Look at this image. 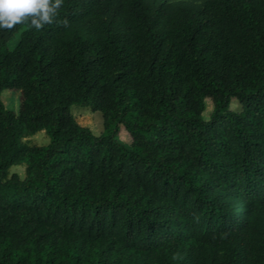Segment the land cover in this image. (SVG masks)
<instances>
[{"label":"trees","instance_id":"16d2710c","mask_svg":"<svg viewBox=\"0 0 264 264\" xmlns=\"http://www.w3.org/2000/svg\"><path fill=\"white\" fill-rule=\"evenodd\" d=\"M3 90L0 264H264V0H62L0 28Z\"/></svg>","mask_w":264,"mask_h":264},{"label":"rangeland","instance_id":"374dc122","mask_svg":"<svg viewBox=\"0 0 264 264\" xmlns=\"http://www.w3.org/2000/svg\"><path fill=\"white\" fill-rule=\"evenodd\" d=\"M153 1L156 5L162 2V0H150ZM174 3H185L194 7H200L202 3L206 0H171ZM18 40V34H15L7 43L8 48L11 49L14 47ZM0 100L3 103L5 109L17 112L20 100V92L17 90H3L0 92ZM238 107V104L235 100L231 101V108L234 109ZM212 110V104L210 100L205 101V110L203 112V118L208 119L209 114ZM71 112L76 120V122L83 127H87L94 135L100 134L102 131V119L99 112H91L86 108L80 107L77 105L71 106ZM28 144L44 146L48 143V137L43 131H39L34 135L28 137ZM117 140L125 146H128L131 138L124 131L120 130L117 135ZM9 173H16L20 178L24 177V165H15L9 169Z\"/></svg>","mask_w":264,"mask_h":264},{"label":"clouds","instance_id":"9594fccd","mask_svg":"<svg viewBox=\"0 0 264 264\" xmlns=\"http://www.w3.org/2000/svg\"><path fill=\"white\" fill-rule=\"evenodd\" d=\"M62 0H0V28H11L26 18L40 29L51 23Z\"/></svg>","mask_w":264,"mask_h":264}]
</instances>
